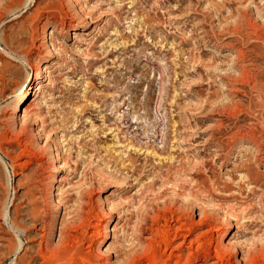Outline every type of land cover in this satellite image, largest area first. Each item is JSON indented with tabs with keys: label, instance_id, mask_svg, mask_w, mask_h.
<instances>
[{
	"label": "rangeland",
	"instance_id": "1",
	"mask_svg": "<svg viewBox=\"0 0 264 264\" xmlns=\"http://www.w3.org/2000/svg\"><path fill=\"white\" fill-rule=\"evenodd\" d=\"M262 33L264 0H0V264H36L44 234L57 264L79 263L88 244L96 261L150 264L152 249L161 264L175 208L192 238L229 227L228 256L262 259L264 188L248 171L263 185L264 144L235 136L264 140L261 97L236 81L235 57L257 46L249 58L264 70ZM50 54L41 89L16 105ZM96 210L108 219L100 246ZM207 250L186 264H209Z\"/></svg>",
	"mask_w": 264,
	"mask_h": 264
},
{
	"label": "bare ground",
	"instance_id": "2",
	"mask_svg": "<svg viewBox=\"0 0 264 264\" xmlns=\"http://www.w3.org/2000/svg\"><path fill=\"white\" fill-rule=\"evenodd\" d=\"M253 20V19H252ZM255 22V21H254ZM253 23V22H252ZM247 26V25H246ZM249 27V26H248ZM73 28H76L75 25H73ZM44 29V28H43ZM244 29L243 24H239L237 27H234L233 29L228 28V31H233L235 32H242ZM244 32V31H243ZM262 32V31H261ZM237 34V33H235ZM239 34V33H238ZM247 37H250V33H245ZM244 35V34H243ZM214 36V35H213ZM245 36V37H246ZM252 36V35H251ZM246 37V38H247ZM258 40L263 41L264 42V34H259L257 36ZM242 39V38H241ZM244 40V39H243ZM229 43V42H228ZM242 43V42H241ZM239 47V46H238ZM235 48V46H234ZM264 48V47H263ZM264 50V49H263ZM53 53V52H52ZM256 54L258 58H260L261 54V49L257 46H249L248 49H236V64L237 67L239 66V74H238V78L236 79V81L238 82V84H249L251 85V88L253 90H255L259 95V97H261V105L260 107H262L264 109V70H258L260 68L258 59H251L249 58V55L251 56V54ZM56 56V55H55ZM53 54H50L48 57H46L45 59H43V63L44 62H50L51 58H53ZM40 63V62H39ZM36 64V66L32 65V70H33V74H32V88L35 90L34 92H31V90H27L26 92H21L18 93V98L16 100V105L17 104H22L30 95H33L36 93V91L41 89V78L43 79L45 77V75L42 72L46 71V64L44 63V65H39ZM152 65V64H150ZM159 67V66H158ZM160 71V70H159ZM158 72V71H157ZM161 74V72H160ZM159 74V75H160ZM49 75V74H48ZM163 76V75H162ZM234 76V75H233ZM161 78V77H160ZM227 78V77H226ZM229 82V81H228ZM234 82V81H233ZM230 88L229 90L233 93H238L241 91L240 87H238L235 83H228ZM244 87V86H242ZM228 89V88H227ZM243 90V89H242ZM162 92V91H161ZM244 92V90H243ZM256 93V94H257ZM162 95V94H160ZM235 96V95H234ZM26 97V98H25ZM234 98V97H233ZM160 99V98H159ZM211 99V98H210ZM240 100V99H239ZM235 101V100H234ZM122 103H124V99L122 100ZM239 105V104H238ZM121 106V105H120ZM237 107V106H235ZM241 108V107H240ZM241 110V109H240ZM162 111V105L159 104L157 107V112L159 113L158 116L162 117V121H163V113L160 114ZM247 111V110H246ZM25 111H23L24 114ZM239 112V111H238ZM235 113V112H234ZM251 113V112H250ZM126 114V113H125ZM252 114V113H251ZM123 115V114H122ZM237 115V114H236ZM126 116V115H125ZM167 116V115H166ZM232 116V115H231ZM127 117V116H126ZM129 118V116H128ZM128 118H126L124 120V122H122L124 124V126L126 127V131L131 132L132 134H136L139 135V131L140 129L138 128V124H136L137 122L131 121ZM165 119V118H164ZM160 122V121H158ZM264 124V123H263ZM157 125V124H156ZM159 125V124H158ZM160 125H162L163 127L166 126L165 122H162ZM168 125V124H167ZM157 127V126H156ZM161 127V126H160ZM162 127V128H163ZM234 127V126H233ZM161 128V129H162ZM167 128V126L165 127ZM159 129V127H158ZM160 129V130H161ZM164 129H162L163 131ZM158 132H160L158 130ZM165 132V131H164ZM138 133V134H137ZM161 134V133H160ZM158 135L157 137L159 138V141L161 139V143H163V139H164V135L163 132L161 135ZM257 131L253 130V129H248V130H244L241 131L239 130L235 136L237 138L240 139H247L248 142L252 143L253 145L260 147L262 144H264V140H260L261 138H259V135H257ZM140 136V135H139ZM138 136V137H139ZM156 136V134H155ZM154 136V137H155ZM144 137V136H143ZM261 137V136H260ZM142 138V136H141ZM236 138V139H237ZM154 140L156 141V139L154 138ZM233 140V139H232ZM247 142V141H246ZM248 145V144H247ZM263 146V145H262ZM228 155V154H227ZM240 164V163H239ZM61 166V163L59 164ZM238 165V164H237ZM57 167V166H56ZM248 167V166H247ZM237 168V167H236ZM60 169V168H58ZM241 170L246 169L245 166H241L240 168ZM248 171V170H247ZM257 172V171H256ZM248 182L249 183H254V184H258L260 186H262L264 188V183L263 185L260 183V180H258L259 178H257L256 175H253V173L248 171ZM243 180V179H242ZM241 182V181H240ZM232 183V182H231ZM242 183V182H241ZM240 183V184H241ZM207 185V184H206ZM209 186V185H208ZM243 186V185H242ZM218 187V186H217ZM249 187V186H248ZM211 188V187H210ZM213 189V188H212ZM230 189L229 185H225L223 188V191H228ZM206 190V188H205ZM222 190V189H221ZM260 190V189H259ZM213 192V191H212ZM264 192V191H263ZM214 193V192H213ZM226 200V199H225ZM228 203V202H227ZM244 207V206H243ZM100 208V207H99ZM172 209V208H171ZM88 211V210H87ZM98 211V210H96ZM90 212V211H89ZM176 213V215H175ZM179 213V212H178ZM176 208L171 210V226L170 229H164L162 231V239L160 240L159 246L162 247L163 245V252L162 254L165 255L166 259L164 261L161 262V264H171V260L173 261V258L175 259V261H173V264H186L190 261V259L194 256V252L197 251L199 249V247H204L207 248V259L210 261L209 264H264V257H262V259H257L254 256V259H250L247 261H240V260H236V259H232V256H228V254H231V250L234 247L232 244L225 242L224 238H226L230 231H229V227L224 228V230L222 232H219L218 229L220 228V226H212L211 222L210 225H208V228L205 229L204 231L200 232L199 234L195 235V238H192V234H193V230L194 225L191 224L189 222V219L186 216H183L181 214H178ZM99 214V219L97 222H95L94 227L96 228L97 231L94 232L97 233L98 231L100 232L99 237L97 239L96 242V246H100L101 244H104L107 239H108V232H107V223H108V219L107 217L104 218L102 216L101 211H98ZM160 215V214H159ZM233 216V215H232ZM82 220L87 221L88 218L86 217H82ZM208 219V218H207ZM211 219V218H210ZM213 219V218H212ZM205 220V217L202 216V220H197V222L195 221L194 224H201L203 221ZM94 221V220H93ZM208 221V220H207ZM219 223V222H218ZM233 224V223H232ZM239 224V223H237ZM46 225V224H45ZM49 225V224H48ZM206 225V224H205ZM12 228V227H11ZM45 235V234H44ZM44 235H42V239L41 242L39 244V246L36 248L35 252H36V264H57L54 263L52 261V252L54 251V247H52V245H44L43 246V238ZM67 236L69 238H73L71 234H67L65 231H61L60 232V237L62 236ZM155 235V234H154ZM159 235V234H158ZM256 236V235H255ZM28 238V237H26ZM76 238V237H75ZM202 238V239H201ZM230 238V237H229ZM7 240V239H5ZM154 240V239H153ZM200 240V241H199ZM240 240V239H239ZM251 240V239H250ZM46 241V240H45ZM68 241V240H66ZM151 241V240H150ZM157 241V240H156ZM228 241V240H227ZM89 243V242H88ZM194 243L197 244L196 247L194 248ZM68 244V243H67ZM153 244V243H152ZM21 245V244H20ZM151 245V244H150ZM238 245V244H237ZM263 246V245H261ZM20 247V246H19ZM149 247V246H148ZM61 248V247H60ZM86 250L85 251H80L78 253L79 256V263L76 264H110L108 262H100V261H96L94 260V256H101L99 255V252H97V249L93 247L92 244H88L86 245ZM147 248V247H146ZM171 248V250L167 253L168 249ZM20 249V248H19ZM18 249V250H19ZM150 249V248H149ZM192 249H194L192 251ZM257 249V245H254V251ZM59 250V249H58ZM178 250V251H175ZM151 256L152 259L150 264H159V256L156 254L155 251H153L151 249ZM149 252V253H150ZM56 253V251H55ZM149 253L146 255L148 256ZM161 253V252H160ZM261 253V252H260ZM141 254V253H140ZM143 254V253H142ZM139 255V254H138ZM72 256V255H71ZM70 256V257H71ZM17 257V261L16 264H22L24 259L21 256H16ZM68 257V258H70ZM253 257V256H252ZM72 258V257H71ZM251 258V257H250ZM38 259H41V261H39ZM69 260V259H68ZM100 260V259H99ZM242 260V259H241ZM133 261V260H132ZM70 262V261H69ZM68 262V264H69ZM114 262V261H113ZM131 262V261H130ZM132 263V262H131Z\"/></svg>",
	"mask_w": 264,
	"mask_h": 264
}]
</instances>
